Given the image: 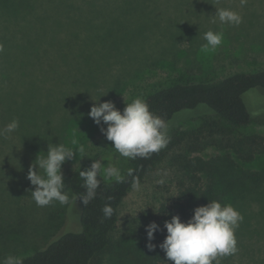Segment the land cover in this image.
<instances>
[{"label": "rangeland", "instance_id": "374dc122", "mask_svg": "<svg viewBox=\"0 0 264 264\" xmlns=\"http://www.w3.org/2000/svg\"><path fill=\"white\" fill-rule=\"evenodd\" d=\"M219 9L239 13L242 23L222 25L218 18L213 23ZM209 30L224 34L215 51L203 48ZM0 44V75L7 77L0 85V124L19 121L18 129L0 143L2 260L22 258L61 232L79 229L69 172L114 150L100 131L106 125L98 126L88 116L94 103L111 101L122 112L133 99L167 84L264 68V0H246L244 6L240 0H0ZM243 99L261 120L239 132L228 131L205 109L174 117L169 130L189 133L204 120L211 125L164 148L163 159L139 181V190H129L119 206L118 237L130 226L164 225L171 219L176 182L188 161H202L219 179L216 166L230 163L256 171L257 177L264 174V89H251ZM252 135L262 139L240 141ZM52 144L74 150L83 145L85 152L77 151L61 167L73 202L40 207L27 173ZM229 204L243 216L235 232L239 251L220 258V264H264V179L262 190ZM137 243L131 239L125 246ZM113 249L109 254L114 258L105 254L98 264H132L127 251L116 257Z\"/></svg>", "mask_w": 264, "mask_h": 264}, {"label": "trees", "instance_id": "16d2710c", "mask_svg": "<svg viewBox=\"0 0 264 264\" xmlns=\"http://www.w3.org/2000/svg\"><path fill=\"white\" fill-rule=\"evenodd\" d=\"M0 67L4 69L3 62ZM6 80V76H1L0 85ZM254 88L264 89V68L247 72L239 71L220 78L174 82L147 93L143 100L148 104L151 112L162 117L169 124L178 114L188 115L205 109L216 116L228 131L239 132V129L246 127L254 119L259 117L258 119L261 120L260 116H253L251 107L249 110L243 99L244 93ZM8 123V121L1 120L0 128ZM209 125L211 123L204 120L196 131L189 133L179 128H172L168 132L169 143L165 148H171L185 140L186 134L200 135L203 133V128ZM221 130L223 129H219ZM2 138L0 137V143L4 141ZM257 138L262 139L258 135H252L241 138L240 141L255 142ZM163 150L164 148L152 154L148 159L130 160L121 157L114 149L88 158L78 168L71 170L67 186L78 204L76 215L79 229L61 232L42 248L35 249L32 253L22 257L23 264H98L103 255L111 253L114 247L117 248L114 252L116 257L121 256L123 251H127V257L129 256L132 264H172L159 247L166 236L163 225L158 224L160 231L154 233L155 239L151 241L156 247L151 251L146 246L148 243L146 225L139 229H132L130 226V229L120 237L115 234L119 206L123 198L133 187L134 179L140 181L157 162L163 159ZM253 156L254 153L249 159L253 160ZM97 160L106 166L119 167L122 180L119 182L104 181L101 177L96 197L84 205L79 198L85 193L84 181L79 176V171L89 168L91 163ZM201 164L204 163L202 161L186 162L183 167L184 176L176 182V192L171 206L173 215H178L182 222H186L192 216L194 208L204 206L208 201L216 200L222 205L229 204L248 198L252 193L262 190L264 174L257 177L256 171L249 169L244 171L239 166L235 169L230 163L231 166H216V170L220 172L219 179L214 177L213 171ZM129 169L132 170V175L128 174ZM106 205L114 210L110 218H105L102 211ZM131 239L138 240L137 245L125 246L126 241ZM108 256L114 258L112 254Z\"/></svg>", "mask_w": 264, "mask_h": 264}, {"label": "clouds", "instance_id": "9594fccd", "mask_svg": "<svg viewBox=\"0 0 264 264\" xmlns=\"http://www.w3.org/2000/svg\"><path fill=\"white\" fill-rule=\"evenodd\" d=\"M240 3L244 6L246 0H240ZM217 18L222 25L229 26H239L243 21L239 13L229 9L216 10L212 22L215 23ZM204 39L206 44L203 48L215 51L222 44L224 34L223 31L209 30L204 34ZM3 50V45L0 44V52ZM88 116L96 125H106L100 131L112 142V148L121 157L130 160L148 159L169 143L168 121L151 112L148 104L140 97L127 103L122 112L111 101L94 103ZM18 127L19 121L13 119L0 128V137L9 136ZM71 143L76 145L77 141L73 140ZM77 151L84 153V146L74 150L64 144H52L48 146L46 156L36 157V163L28 170L27 179L35 186L31 194L37 206H49L57 202L63 206L73 202L65 190L61 167L66 160H72ZM128 174L132 175L131 169ZM79 176L84 181L85 193L79 197L84 205L96 197L101 177L104 181L122 180L119 167L104 166L100 160L93 161L89 168L80 170ZM132 186L139 190L138 179H134ZM102 211L105 218H110L114 210L106 205ZM242 221L243 216L231 204L208 201L206 205L194 208L192 216L186 222H182L178 215L165 220L163 227L166 236L159 247L172 264H220V258L235 255L239 251L235 232ZM145 231L148 241L146 246L151 251L156 247L151 241L155 239L154 233L160 231V226L152 221L145 226ZM0 264H23V259L8 255L0 260Z\"/></svg>", "mask_w": 264, "mask_h": 264}]
</instances>
